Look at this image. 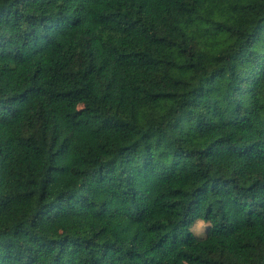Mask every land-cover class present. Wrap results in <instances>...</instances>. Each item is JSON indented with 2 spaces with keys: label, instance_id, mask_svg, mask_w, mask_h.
I'll use <instances>...</instances> for the list:
<instances>
[{
  "label": "trees",
  "instance_id": "obj_1",
  "mask_svg": "<svg viewBox=\"0 0 264 264\" xmlns=\"http://www.w3.org/2000/svg\"><path fill=\"white\" fill-rule=\"evenodd\" d=\"M0 264H264V0H0Z\"/></svg>",
  "mask_w": 264,
  "mask_h": 264
},
{
  "label": "rangeland",
  "instance_id": "obj_2",
  "mask_svg": "<svg viewBox=\"0 0 264 264\" xmlns=\"http://www.w3.org/2000/svg\"><path fill=\"white\" fill-rule=\"evenodd\" d=\"M205 227H206V223L203 221H197L194 226L193 229L194 231H196L198 234H203L205 232Z\"/></svg>",
  "mask_w": 264,
  "mask_h": 264
}]
</instances>
